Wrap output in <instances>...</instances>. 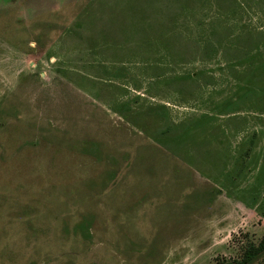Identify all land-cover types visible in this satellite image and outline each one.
I'll return each mask as SVG.
<instances>
[{
  "label": "rangeland",
  "instance_id": "obj_1",
  "mask_svg": "<svg viewBox=\"0 0 264 264\" xmlns=\"http://www.w3.org/2000/svg\"><path fill=\"white\" fill-rule=\"evenodd\" d=\"M263 237L264 0H0V264Z\"/></svg>",
  "mask_w": 264,
  "mask_h": 264
},
{
  "label": "trees",
  "instance_id": "obj_2",
  "mask_svg": "<svg viewBox=\"0 0 264 264\" xmlns=\"http://www.w3.org/2000/svg\"><path fill=\"white\" fill-rule=\"evenodd\" d=\"M262 252H264V237L256 247L253 246L252 248L244 252V255L241 258L230 261L223 260L218 264H250L254 260V258Z\"/></svg>",
  "mask_w": 264,
  "mask_h": 264
}]
</instances>
